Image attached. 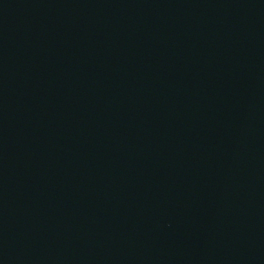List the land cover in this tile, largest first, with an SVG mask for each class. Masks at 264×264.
<instances>
[{
    "label": "water",
    "instance_id": "obj_1",
    "mask_svg": "<svg viewBox=\"0 0 264 264\" xmlns=\"http://www.w3.org/2000/svg\"><path fill=\"white\" fill-rule=\"evenodd\" d=\"M0 264H264V0H0Z\"/></svg>",
    "mask_w": 264,
    "mask_h": 264
}]
</instances>
